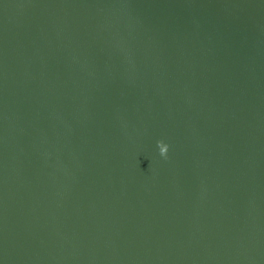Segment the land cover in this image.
<instances>
[{
    "label": "water",
    "instance_id": "95a60500",
    "mask_svg": "<svg viewBox=\"0 0 264 264\" xmlns=\"http://www.w3.org/2000/svg\"><path fill=\"white\" fill-rule=\"evenodd\" d=\"M0 264H264V0H0Z\"/></svg>",
    "mask_w": 264,
    "mask_h": 264
},
{
    "label": "clouds",
    "instance_id": "9594fccd",
    "mask_svg": "<svg viewBox=\"0 0 264 264\" xmlns=\"http://www.w3.org/2000/svg\"><path fill=\"white\" fill-rule=\"evenodd\" d=\"M157 143H158V147L160 150V155L166 157L167 151H168V146L166 144H164L163 141H158Z\"/></svg>",
    "mask_w": 264,
    "mask_h": 264
}]
</instances>
